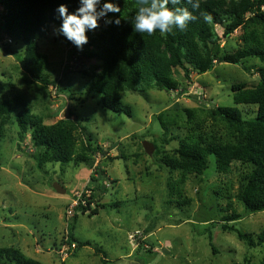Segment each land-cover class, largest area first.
Here are the masks:
<instances>
[{"label":"rangeland","instance_id":"1","mask_svg":"<svg viewBox=\"0 0 264 264\" xmlns=\"http://www.w3.org/2000/svg\"><path fill=\"white\" fill-rule=\"evenodd\" d=\"M3 12L0 6V16ZM59 28L52 25L38 43L48 59V66L37 69L48 78L49 85L44 87L21 69L18 56L23 54V44L7 43L0 21V101L18 96L46 124L68 119L72 113L69 119H81L93 145L100 149L91 156V164L38 167L29 135L20 139L16 115H12L0 131V247L18 249L41 264H256L264 260V244L250 248L236 237L239 232L255 238L264 230V212L245 214L234 197L244 171L237 166L219 174L210 157L204 174L189 176L183 187L189 204L179 205L177 197L168 193V184L179 174L161 160L179 147L187 132L170 126L164 135L155 119L167 112L183 125L186 117L180 110L195 109L199 118H205L206 111L218 106L237 108L245 119L254 118L256 106L234 104L231 86L236 82L254 86L259 63L251 60L245 70L220 62L203 75H190V80L175 71L179 88L173 92H124L123 104L132 110L128 117L103 109L97 95H86L87 78L82 71H93L98 62L83 52H92L94 47L87 43L79 50L58 34ZM98 28L86 31L89 40L99 33ZM217 35L220 46L231 51L240 41L241 30L223 38L218 27ZM144 142L153 146L152 155L145 153ZM98 168L106 190L90 207L98 213L76 212L71 209L75 194L97 184L90 176L99 179L94 171ZM54 184L65 194L56 193ZM227 187L231 208L226 211ZM231 212L241 218L223 221ZM223 224L236 232L222 230ZM68 234L91 246L68 244Z\"/></svg>","mask_w":264,"mask_h":264},{"label":"trees","instance_id":"2","mask_svg":"<svg viewBox=\"0 0 264 264\" xmlns=\"http://www.w3.org/2000/svg\"><path fill=\"white\" fill-rule=\"evenodd\" d=\"M199 2L198 10H193L186 0H181L178 5L187 7L198 17L196 21L189 22L184 30L174 28L170 34H161L157 30L148 35L134 30L140 0H100L98 11L104 3H113L120 8V12L107 13V21L113 22L102 25L98 28L99 33L88 39L94 49L83 52V55L95 59L98 64L93 71H82L87 78L84 90L87 96L97 95L98 104L103 109L131 117V107L122 101L124 92L146 93L152 89L173 92L179 88L175 71L182 72L183 77L190 80V75H203L220 62L247 70V62L257 61L259 65L255 66V71L258 81L254 86L240 82L231 86L234 104L256 106L254 118L245 119L237 108L218 106L206 111L205 118H199L195 109L180 110L186 117L183 125L179 124L177 116L171 118L167 112L160 113L155 119L164 135L169 134L170 126L187 132L179 147L161 160L171 172L179 174L172 184H168L169 195L176 196L179 205L190 202L183 193L188 177L203 175L209 167V158L213 157L219 174H227L237 166L244 171L234 194L243 212H264V0ZM61 4H65L71 14L80 6V0H0L4 11L0 16L4 35L11 42L23 44V54L18 56L21 69L44 87L49 85L48 78L37 69L48 66V59L39 51L38 43L47 37L52 25L61 27L62 18L57 11ZM169 7L175 6L169 4ZM201 13L210 15L211 22H206ZM116 19L120 20L119 25L114 23ZM218 27L223 38L241 30L236 48L227 51L220 46ZM6 51L13 53L9 49ZM96 70L97 73L94 72ZM77 101L84 102L80 98ZM12 115H16L20 139L29 135L35 150L32 157L38 167L44 163L91 164V156L100 149L93 145L91 134L81 124V119H69L73 117L72 113H69L68 119L46 124L41 117L31 113L22 98L13 96L0 101V131ZM22 152L27 153L24 149ZM94 171L99 173L100 178L91 175L90 181H97V184L85 187L84 190H89L91 194L88 198L83 195L75 207V211L82 214L90 211V216L98 213L95 208L90 210L91 205L106 192L102 183L103 171L100 168ZM229 190L227 187L224 195L229 200L226 211L231 208ZM240 218L231 212L223 221L234 222ZM221 227L229 233L236 232L233 226L223 224ZM68 236V244L77 243L78 248L91 246L89 242H80L70 234ZM236 237L250 248L264 244V230L255 238L239 232ZM94 249L100 252L98 247ZM0 262L41 264L12 247H0ZM256 264H264V260Z\"/></svg>","mask_w":264,"mask_h":264},{"label":"clouds","instance_id":"3","mask_svg":"<svg viewBox=\"0 0 264 264\" xmlns=\"http://www.w3.org/2000/svg\"><path fill=\"white\" fill-rule=\"evenodd\" d=\"M186 2L191 5L193 10L200 8L199 0H186ZM99 3L100 0H80V6L71 14L67 6L61 4L57 9L62 18L58 34H62L82 51L83 46L88 43L86 31L96 29L99 26L98 20L106 16L107 13L120 12V8L113 3H104L98 11ZM140 4L134 22V30L137 33L153 35L159 30L161 34H170L174 28L184 30L189 22L198 19L187 7L178 6L181 4V0H140ZM169 4L175 7L170 8ZM201 15L206 22H211L210 15L205 13H201ZM112 22L111 20L106 21V23ZM114 23L119 25L120 20L116 19Z\"/></svg>","mask_w":264,"mask_h":264},{"label":"built area","instance_id":"4","mask_svg":"<svg viewBox=\"0 0 264 264\" xmlns=\"http://www.w3.org/2000/svg\"><path fill=\"white\" fill-rule=\"evenodd\" d=\"M106 21H107V18L104 16L98 20V25L99 26L105 25ZM7 43H11V40H9L8 38H7ZM90 194H91V192L89 190H83L80 193H76L75 194V201L73 202L74 204L72 205L71 209H74L75 207H77L78 202L82 200L83 195L88 198L90 196ZM83 204H85V203L83 202ZM72 247H74V245H72Z\"/></svg>","mask_w":264,"mask_h":264},{"label":"water","instance_id":"5","mask_svg":"<svg viewBox=\"0 0 264 264\" xmlns=\"http://www.w3.org/2000/svg\"><path fill=\"white\" fill-rule=\"evenodd\" d=\"M143 149L147 155H152L153 153V146L147 142L143 143ZM54 190L58 194H65V190L61 188L58 184H54Z\"/></svg>","mask_w":264,"mask_h":264}]
</instances>
